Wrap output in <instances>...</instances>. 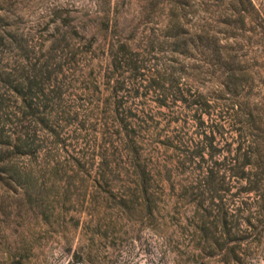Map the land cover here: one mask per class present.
Wrapping results in <instances>:
<instances>
[{
	"label": "rangeland",
	"instance_id": "1",
	"mask_svg": "<svg viewBox=\"0 0 264 264\" xmlns=\"http://www.w3.org/2000/svg\"><path fill=\"white\" fill-rule=\"evenodd\" d=\"M121 44L134 63L113 74L112 51ZM37 72L59 112L72 118L69 126L62 123L60 161L79 156L96 162L94 168L128 162L114 121L120 99L125 116L133 109L138 141L147 162L161 172L164 195L150 225L138 214L83 205L81 191H73L69 202L62 190L58 202L52 195L44 206L33 203L4 174L0 264H73L76 255L84 264H176L178 254V261L187 260L184 249L166 253L163 242L167 235L183 246L184 238L173 232L180 235L194 212L190 199L182 198L185 187L197 193L193 187L202 185L214 162H245L251 144L264 156V0H0L2 123L12 140L29 122L17 123L22 100L5 80L10 73L17 79ZM180 94L189 100L202 94L211 104L203 118L220 134L213 155H197L203 131L196 108ZM233 184L236 204L255 210L258 192L247 193L246 180ZM249 262L264 264V239Z\"/></svg>",
	"mask_w": 264,
	"mask_h": 264
},
{
	"label": "trees",
	"instance_id": "2",
	"mask_svg": "<svg viewBox=\"0 0 264 264\" xmlns=\"http://www.w3.org/2000/svg\"><path fill=\"white\" fill-rule=\"evenodd\" d=\"M218 48L214 50L218 52ZM133 63L126 45L121 44L120 49L112 51L113 74L131 68ZM14 77L10 73L5 81L22 100V107L19 109L22 119L17 123L28 120L29 124L23 126L17 138L12 140V135L7 134L2 123L5 121V114H2L5 98H0V179L7 174V179L18 182L28 191L33 203L42 206L45 205L46 198L50 199L52 195V203L58 202L55 198H59L62 190L66 202L71 201L73 191H81L83 205L103 210L114 209L127 216L138 214L153 225L157 220V202L160 195H164L165 188L160 179L161 172H156L155 167L150 166L154 164L147 162L143 146L138 141L142 137L141 131L134 126L136 116L132 115L133 109L130 107V115L125 116L122 109L124 104L120 99H115L117 106L114 121L118 123L116 134L124 142L128 162H99L97 168H94L96 162H83L79 156L73 158L75 162H62L58 150L63 142L62 123L69 126L72 123L71 115L68 116L65 111L59 112L60 103L56 96L46 94V82L41 79L42 72H37L32 77L25 74L17 79ZM111 96L115 98L114 92ZM176 97H181V101L196 108L195 119L204 137V143H198L197 155L203 156L205 150L213 155L218 150L217 135L220 134L213 129L214 126L207 125L203 118L211 113L212 107L208 99L202 94L195 95L193 100L182 94ZM161 105H167L166 99L161 101ZM57 114H60L59 117ZM50 137L53 140L48 145ZM249 146L244 154L245 162H214L206 170L202 185L193 187L197 193H191V188L185 187L182 198L190 199L188 203L194 205V212L187 223L181 225L180 235L173 232L174 238H184L183 246L174 243L172 236H163L166 253L184 249L181 256H187V260L178 261V254L176 264H250L249 260L264 239V156L260 147H253L252 144ZM13 158L15 161L9 162ZM24 159H27L26 162ZM181 164L185 166L184 162ZM244 180L249 184L245 191H256L259 195L254 201L256 206L253 211L242 209L233 200L236 196H230L233 183ZM61 181H66L64 188L59 185ZM48 184L51 186L47 187ZM47 207L49 204L45 206ZM52 217V214L46 215L45 219L49 221ZM163 228L164 232L168 231L166 223ZM84 261L76 255L73 264H84Z\"/></svg>",
	"mask_w": 264,
	"mask_h": 264
}]
</instances>
